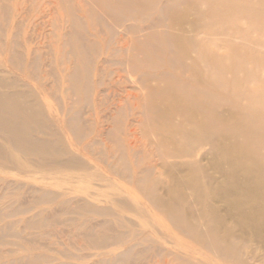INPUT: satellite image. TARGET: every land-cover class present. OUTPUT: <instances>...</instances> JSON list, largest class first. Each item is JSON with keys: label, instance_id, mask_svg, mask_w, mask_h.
<instances>
[{"label": "bare ground", "instance_id": "bare-ground-1", "mask_svg": "<svg viewBox=\"0 0 264 264\" xmlns=\"http://www.w3.org/2000/svg\"><path fill=\"white\" fill-rule=\"evenodd\" d=\"M8 1L0 0V25H10L0 41V65L8 67L0 66V166L11 171L0 174V219L27 211L29 194L60 209L0 228V242L59 218L68 223L59 212L70 208L110 213L72 200L84 192L88 199L90 182L47 181L45 172L57 169L78 182L91 175L96 202L150 224L113 239L82 221V235L111 255L91 264H124L134 254L146 264L149 251L155 264H264V78L240 75L246 63L264 61V0H42L35 37L19 33L23 19L11 15ZM26 1L16 0L20 14ZM216 41L225 51L210 48ZM101 63L119 66L107 91ZM82 101L93 102L98 131L85 149L74 141ZM81 152L103 160V175ZM68 235L71 243L76 234Z\"/></svg>", "mask_w": 264, "mask_h": 264}, {"label": "rangeland", "instance_id": "rangeland-1", "mask_svg": "<svg viewBox=\"0 0 264 264\" xmlns=\"http://www.w3.org/2000/svg\"><path fill=\"white\" fill-rule=\"evenodd\" d=\"M9 4L11 5V15L12 13H16L18 19H23V26L24 29H20L19 33L23 36L26 34L29 37H35L37 33L38 26L36 25L37 22L40 21V18H37L40 15V9L42 4V0H27L25 5V9L23 13H19L18 8H15L17 5H19L16 0H9ZM10 15V16H11ZM26 16V17H25ZM23 17V18H22ZM87 21L89 22L90 19L88 18ZM90 27V24L88 25ZM10 25L4 26V28L9 29ZM3 28V26L0 25V41L2 38H6V30ZM87 33L90 36V28H86ZM26 32V33H25ZM104 35V33H102ZM104 44V43H103ZM34 45V44H33ZM210 48L223 52L225 51L223 45L220 41H216L215 44H211ZM6 53L4 51L0 50V57L1 59L5 58ZM41 63V61H40ZM53 65H56V61L53 59ZM3 70H8V67L5 64L0 65ZM43 65L40 64V67ZM103 71V84L100 85L101 90H106L108 87H112L113 78H118V68L119 66L116 63H102L100 64ZM0 68V70H2ZM92 71L94 73L95 69L92 68ZM230 76L231 73H228ZM240 75L242 78H264V61H253L246 63L241 69H240ZM93 77V74H92ZM231 77V76H230ZM229 77V78H230ZM251 85V84H250ZM94 87L92 89V95ZM107 91V90H106ZM93 98V97H92ZM244 104H246V99H243L242 101ZM81 105H84L81 108L80 117L82 120V134L77 135V138L74 137V141L77 144L76 147L79 149H85L84 146L88 141H90L91 138H93L97 134L96 129V123H95V112H94V105L91 101L90 105L86 104L87 101L80 102ZM79 103V104H80ZM107 105L105 102L103 103V108H106ZM61 116H64L61 114ZM65 116L64 118H66ZM93 121V124H91ZM93 125V126H92ZM91 127V128H90ZM67 143V142H66ZM107 144L111 145L108 141H106ZM82 158H87L90 156V166L98 172V174H102L104 170H106V164L97 159H95V156L90 152H81ZM85 153V154H83ZM88 155V156H86ZM98 155V154H97ZM98 167V168H97ZM57 170V169H56ZM49 170L48 172H45V175L49 177L47 181L55 183L61 181V185L63 186H84L87 187L90 182V197L87 199V193H81L77 195L75 198L74 196L72 200H83V201H89L90 204H96L104 207H108L109 209H112L109 214L103 213L101 215L94 214L95 212H91L87 215H81L77 212H73L72 208H70V211L68 212H59L60 216L62 218L70 217L72 218V221L68 223H61L59 220L56 221H50L47 225L44 227H31L28 230H26L22 234L18 233H9V234H3L4 241L6 240V243L0 242V264H91L93 261L104 259L103 261H108L110 259L111 255H107L103 253L106 250L97 249L94 246L93 240L94 236L90 238H85L82 234V231L79 230L78 227H80V224L82 221H85L90 227L95 226L98 233L99 231L102 233H108L110 236L109 238H126L127 236H131L133 232L135 234L139 232L138 230H144L141 225H143L146 228H149L150 224H147L146 218H136L129 212H122L118 209L111 206L110 203L106 202L105 200H101L99 202H96L92 198V190L94 189L96 183L95 179L92 178L90 175H83V181H80L77 178L70 177V175H67L66 172H63L62 170ZM9 169H3L0 166V174H9L7 172H10ZM112 177L114 175L110 174ZM11 178H16L23 182V184L27 183L32 188L36 189H42L45 192H48L52 195H57L56 192L60 191V188L53 184V185H41L38 180L39 179H33L29 178L27 176H10ZM116 179L119 180L118 176H115ZM112 184L116 186V183L114 179L111 180ZM38 182V184H37ZM66 184V185H65ZM99 193H104L106 191L105 187H99L97 189ZM30 196L25 199V205L27 206V211L18 213L14 216H10L8 218L0 219V228H6L10 225L17 224L18 221H20L25 215H31L36 211H39L41 209H50V210H58L60 207H57L56 202H32V194H29ZM106 198V197H102ZM72 204V203H71ZM75 207V206H74ZM56 213V212H55ZM54 213V214H55ZM150 220V219H149ZM157 228H161V226H165L164 219H156ZM88 226V227H89ZM32 230V231H31ZM69 231L75 232L76 236H73L72 242H68V238L70 237L68 235ZM29 234L27 236L26 234ZM33 233V234H31ZM45 246H50V249H47ZM122 249L121 246H114L113 248L109 250H115V252H119ZM7 251L6 255L2 254V251ZM137 250H139L137 248ZM88 252V253H87ZM134 254V253H133ZM50 256L53 260L51 262H44L43 256ZM84 255H87L83 257ZM157 254H155L152 251H149L146 258V264H155V261L157 260ZM37 261V262H35ZM123 261H125L124 264H138L140 262V257L136 254L123 258ZM104 262V264H105ZM108 264V263H106ZM115 264H122V262H116Z\"/></svg>", "mask_w": 264, "mask_h": 264}]
</instances>
